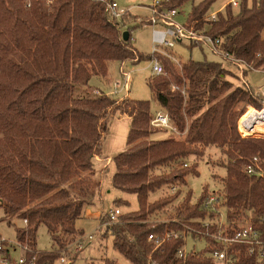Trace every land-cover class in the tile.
Masks as SVG:
<instances>
[{"label": "trees", "instance_id": "1", "mask_svg": "<svg viewBox=\"0 0 264 264\" xmlns=\"http://www.w3.org/2000/svg\"><path fill=\"white\" fill-rule=\"evenodd\" d=\"M216 1L175 0L168 7L191 2L187 25L207 26L206 34L221 39L225 51L264 72V0H240L237 8L227 5L211 21L206 15ZM127 15L118 22L97 0H0V210L5 217L27 221L15 228L16 239L34 249L39 226L57 250L83 237L76 221L94 205V198L100 199L101 181L91 172L105 130L100 124L118 113L130 118V126L126 150L111 160V186L134 194L138 203L137 211L120 215L107 228L119 254L132 264H213L205 253L214 243L201 236L215 231V226L207 230L201 223L208 214L206 190L195 204L188 191L170 221L151 224L145 215L173 203L180 191L154 203H149L150 193L163 186H185L189 174H198L196 165L162 175L155 170L200 158L209 147L228 159L222 180L227 218L251 213L252 227L264 241V178L242 170L254 156L264 167V137L241 139L235 130L240 104L259 107L252 89L234 86L237 77L226 62L190 59L176 67L160 53L139 54L131 34L148 23L128 12L123 17ZM154 59L164 74L149 81V89L176 131L185 134L182 141L148 140L164 130L150 127L149 102L123 99L117 104L109 96L87 93L92 77L107 76L109 62ZM174 85L184 94L173 91ZM78 89L85 93L76 96ZM255 130L264 136L262 127ZM184 230L193 239L203 238L206 250L179 259L182 239L167 238L157 248L147 240L149 235L161 239ZM57 250L39 252L36 264H54ZM228 253L235 264H257L244 245H233ZM103 264L117 263L105 259Z\"/></svg>", "mask_w": 264, "mask_h": 264}, {"label": "rangeland", "instance_id": "2", "mask_svg": "<svg viewBox=\"0 0 264 264\" xmlns=\"http://www.w3.org/2000/svg\"><path fill=\"white\" fill-rule=\"evenodd\" d=\"M112 1L116 2L120 8L127 10L129 15L137 16L140 20L146 19V16L143 15L149 14L147 6L151 0ZM200 1L202 0H194V3H198ZM226 1L227 0H217L209 9V13L206 15V18L208 19L210 14L217 13L221 8L223 12V6ZM190 7L191 2H188L178 8V14L175 18V21L178 24H188ZM121 18H126L127 20L128 15L124 17L122 16ZM120 20L121 19H119L118 22H120ZM131 23L132 22H129V24ZM125 29L126 27L122 28V31H125ZM202 29L207 31L208 27L204 26ZM151 31V27L144 26L135 29L131 34V42L137 52L141 55L148 56L153 50L151 44ZM168 52L172 54L177 60V63H175L176 67H179L182 63H185L190 59L197 62H202L205 60L217 63L224 62L219 56L212 55L204 47H191L188 41H182L181 43L176 42L175 46ZM121 64H123L124 71L129 72L131 75L128 88L126 90H119L118 93H115L109 97L115 100L117 99V104H121L122 100L119 99L125 97L126 95H128L129 99L131 100L147 101L149 102L150 114L154 116L155 113L161 109L154 99L148 85L149 81L155 78L151 71L152 61L150 60H142L138 63H131L128 61L122 63L117 61L109 62L107 76L105 78L92 77L88 85L89 88L87 89V93H89V95H93L94 97H97V95H94L90 89L98 90L103 94L114 93V84L121 80L119 75V67ZM230 70L236 75L235 70L231 66ZM245 81L252 90H256L258 87L264 84V72L249 71L245 75ZM233 83L234 86L239 85V83L235 80H233ZM84 93V89H78L76 96H81ZM248 106L250 107L254 105L251 103L240 104L239 116L245 110H247ZM100 125L101 128L105 127L103 137H101V146L104 156L112 157L126 150V136L130 126V118L127 116H120L118 113H116L108 120L103 119ZM184 135L185 134H180L177 132L176 129L174 131L161 130L151 134L148 137V140L157 141L174 139L176 141H182L184 139ZM246 135L264 137L262 136V133L258 132L257 130L246 133ZM227 163L228 159L221 153L220 149L209 147L204 150V154L200 158L189 157L186 160L173 163L169 167H161L155 170V175H162L170 172L173 169L184 167L183 165L186 164L188 166L196 165V171L198 174H189L186 177L185 186L178 184H175L172 187L163 186L161 189L150 193L149 203H154L155 201L163 199L168 195L175 194L178 190L180 191L179 197L161 211L156 212L153 215L148 214L146 211V221H149L151 224H155L172 220L175 218L177 207L188 191H191V203L195 204L206 190L207 196L213 194L214 196L221 198V204L218 207L219 209L217 213H215V217H217L219 223L222 226L225 228H234L242 224L252 225L251 213L248 212H241L234 218H227L228 212L225 209V206L222 205V180L226 175L225 165ZM105 171L106 170H104V174L101 175L100 179L98 178L99 181H101L100 199L94 198V205L88 208L91 213L99 212V217L96 219L94 217H87L84 213L82 218L76 221V228L80 231H83L81 248H78L79 238H75L66 247L57 250L45 227L39 226L36 233V247L34 248L37 253L57 250V257H63L65 260L70 262V264H103L105 259L112 260L117 264H132L114 249L113 238L109 233H106L108 226L111 225H108L106 222L105 212L108 209L114 210L116 208L120 210L121 215L137 211V199L134 194L124 193L112 188L111 177L114 172L113 166H110L107 172ZM172 188L174 190H172ZM125 202H127V204H125ZM118 222L119 217L116 220V223ZM18 227H24V224L20 219L14 217H5L3 211L0 210V239L16 241L15 228ZM88 235H91L92 238L90 242L87 238ZM186 248L188 252L194 251L196 253H201L206 250L205 241L201 238H188L186 241ZM205 255L209 257V253H205ZM54 264L60 263L58 260H56Z\"/></svg>", "mask_w": 264, "mask_h": 264}, {"label": "built area", "instance_id": "3", "mask_svg": "<svg viewBox=\"0 0 264 264\" xmlns=\"http://www.w3.org/2000/svg\"><path fill=\"white\" fill-rule=\"evenodd\" d=\"M104 4L106 11L109 15L115 18L117 21L127 13V10L120 8L116 2L112 0H97ZM175 0H151L147 9L149 15L146 17L147 25L151 27V53H160L168 57L174 63L177 60L168 51L171 50L176 42L188 41L191 45L198 48H206L212 55L219 56L224 62L228 63L236 72V77L239 85L248 90L250 89L248 83L245 81L246 72L255 71L263 72L261 69H255L254 67L245 64L242 60L235 58V56L222 47V40L206 34L203 29H195L192 25H180L175 21L178 14L177 8H170L168 4ZM240 0H227L223 8L230 5L232 8L239 6ZM222 8L220 9V11ZM219 12V11H218ZM217 13H212L208 17L209 20H215ZM203 62V61H202ZM151 71L153 76H160L164 74V69L161 63L154 59L152 60ZM120 81L114 84L115 92L103 94L98 90H93L94 95L111 96L118 93L120 90H126L128 88L131 75L129 72L124 71L123 64L119 67ZM117 90V92H116ZM172 90L177 93L184 94V89L178 86H172ZM253 99L259 104V107L248 106L236 121V133L241 139L245 138H262L258 136H249L246 133L253 132L256 128L264 127V84L258 87L256 90H252ZM121 100V99H120ZM150 127L152 129H164L174 131L175 128L165 111H158L152 116L150 120ZM184 167L187 165L184 164ZM243 172L248 176L256 178H264V167L261 160L254 156L248 159L242 168ZM172 190H174L172 188ZM221 198L214 196L213 194L207 196L204 207L207 209L208 214L202 223L203 227L207 230L210 226H215L214 232H204L201 236L209 237L214 243L211 251L209 252V258L213 261V264H235V259L232 255H229L228 249L233 245H244L247 247L248 255H255L257 258V264H264V241L260 238L258 230L254 229L251 224H242L234 228L222 226L215 213L220 206ZM223 201V200H222ZM108 218L107 224L112 225L116 223V220L121 215L118 208L111 210L108 209L105 212ZM217 219V220H216ZM24 226L27 225V221H22ZM191 232L184 230L176 233H165L163 238L158 236L149 235L148 242H154L155 247H159L162 242L167 238H179L183 241V246L176 252V256L179 259H185L188 255L186 248V241L188 238H192ZM83 238V237H82ZM82 238L79 239L78 248H81ZM87 238L90 240L91 235ZM193 239V238H192ZM203 239V238H202ZM204 240V239H203ZM38 253L29 248L27 245L16 241L2 240L0 239V264H36V258ZM60 264H70L63 257L57 258ZM148 264H154L149 262Z\"/></svg>", "mask_w": 264, "mask_h": 264}, {"label": "crops", "instance_id": "4", "mask_svg": "<svg viewBox=\"0 0 264 264\" xmlns=\"http://www.w3.org/2000/svg\"><path fill=\"white\" fill-rule=\"evenodd\" d=\"M151 3V2H150ZM150 3L148 4V6L150 5ZM149 15V14H147ZM147 15H143V16H146ZM172 55V54H171ZM93 91V89H90ZM121 100L123 99H129V96L126 95L125 97L123 98H120ZM119 99V100H120ZM264 129V127H262ZM99 151V152H98ZM101 156V157H99ZM114 156L112 157H109V156H104V153L102 151V146L100 145L97 149H96V152H95V155H94V160H95V163H94V167L92 168L91 172L94 174V178L95 179H100L101 175H103L104 173V170H106L105 172L108 171V168L110 166H112V163H111V160ZM98 179V180H99ZM91 207V206H90ZM85 214L87 217H94L95 219L99 217V212H96V213H91L89 209H86L85 211ZM92 239V238H91ZM90 239V240H91ZM89 240V242H90Z\"/></svg>", "mask_w": 264, "mask_h": 264}, {"label": "water", "instance_id": "5", "mask_svg": "<svg viewBox=\"0 0 264 264\" xmlns=\"http://www.w3.org/2000/svg\"><path fill=\"white\" fill-rule=\"evenodd\" d=\"M123 39H124V40L127 39V33H126V32L123 33Z\"/></svg>", "mask_w": 264, "mask_h": 264}]
</instances>
